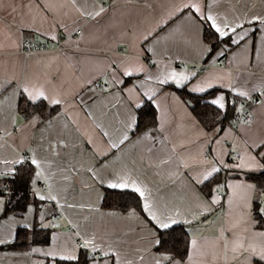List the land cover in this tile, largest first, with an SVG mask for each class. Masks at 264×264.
I'll list each match as a JSON object with an SVG mask.
<instances>
[{
  "label": "crops",
  "instance_id": "crops-1",
  "mask_svg": "<svg viewBox=\"0 0 264 264\" xmlns=\"http://www.w3.org/2000/svg\"><path fill=\"white\" fill-rule=\"evenodd\" d=\"M188 3H199L221 26L242 24L236 33L230 32L232 38L248 34L239 44L221 41L208 53L211 45L203 38L208 22H197L194 10L184 8ZM254 16L264 17V0H0V161L35 154L50 163L51 168H45L47 182L41 179L34 187L44 195L51 192L59 202L29 204L33 211L21 215L0 213V239L8 241L0 244V264H55L62 255H78L77 240L92 237L120 259L154 264L146 213L100 206L109 173L130 174L150 190L158 212L178 211L177 219L191 220L187 225L190 239L209 245L216 241L240 209L236 203L229 208L228 188L220 193V204L210 206L216 186L206 196L199 188L203 183L190 178H202L213 161L235 164L236 157L248 151V144L264 138V96L258 105H248L250 121L206 129L170 88L179 86L171 80L162 85L158 80L171 71L184 73L189 76L185 82L189 91L197 86L205 91L219 88L210 101L223 95L226 106L233 104L235 112L239 111V99L264 89V25L246 22ZM53 37L62 42L63 49L28 54L20 50L24 38ZM200 63L207 66L200 69ZM136 68L142 71L137 73ZM125 69L133 71L127 83ZM25 83L43 85L50 95L64 101L56 106L50 121L36 122L32 114L19 112L18 89ZM133 87L136 91L129 97L127 89ZM239 91L248 96L237 95ZM145 92L156 94V126L129 134L118 149H110V143H118L126 131L130 103L137 96L146 100ZM233 151L239 155L231 156ZM216 166L222 168L224 178L219 185L253 184L246 178L250 172ZM7 170L0 163V171ZM55 208L59 214L54 218ZM26 223L31 227L47 224L43 228L51 229L49 243L21 250L1 248ZM140 255H144L142 262ZM229 264L238 262L229 258Z\"/></svg>",
  "mask_w": 264,
  "mask_h": 264
},
{
  "label": "snow or ice",
  "instance_id": "snow-or-ice-1",
  "mask_svg": "<svg viewBox=\"0 0 264 264\" xmlns=\"http://www.w3.org/2000/svg\"><path fill=\"white\" fill-rule=\"evenodd\" d=\"M184 8L194 10V19L199 21L208 22L209 27L218 34L217 38L225 40L227 43L230 41L232 44H239L240 40L248 34L239 36V39H234L230 36L231 33H236L238 28H243L242 24H236L234 27H230L228 24L221 26L217 22V18L211 14H207L202 11L199 3H188L184 5ZM182 10V9H178ZM103 11V9H101ZM99 15V13H97ZM248 24L259 23L264 25V17L254 16L250 20L246 21ZM55 39V37H53ZM147 39V37H145ZM208 53H213V47H208ZM223 55V51L220 52ZM142 71V68H136L135 72ZM133 75L132 70L125 69L123 76L130 77ZM189 79V76L171 71L167 73L163 78L158 80L160 84H167L171 80L177 86H184L185 82ZM124 84V81H120ZM91 84V82H89ZM108 84V81H105ZM15 87V86H14ZM207 87H212L209 82ZM107 90V89H106ZM19 96L25 105L34 107L35 111L32 114L33 121L43 122V120H51V117H43V112L46 107H54L61 105L62 101L59 97L50 95L43 85L37 86L36 84L25 83L19 86ZM123 91V89H121ZM129 97L136 91L135 87L127 89ZM193 92H204L205 87L197 86L192 88ZM155 92L151 94L145 92L143 94L146 97L147 102L152 105H156L154 99ZM237 95L247 97L248 93L244 91L237 92ZM212 105L217 106L219 109H224L226 106L225 97L223 95L215 98L211 101ZM145 105V100L139 96L135 101L130 103V111L128 113L127 123L125 125L126 131L123 133L122 138L118 143H110V149H118L120 145L124 144L125 141L129 140V134H135L136 129L139 126L137 116L132 110H137ZM243 106H241V110ZM43 117V119H42ZM162 128V125H161ZM105 136L108 134L105 132ZM90 142V141H89ZM248 151L244 155L236 157L237 162L232 165L224 164L222 160L213 161L210 167L205 169L202 173V178L191 177L196 183H204L210 181L214 174L220 173L222 168L217 167V163L223 167H232L239 169L245 173L259 171L264 174V138L253 141L248 144ZM106 155V153H105ZM0 163L8 166L7 171H0V213L7 212V205L12 202V199L16 196L18 188L10 187L9 185H15L19 180H23L24 176L28 177V187L32 192V195L38 197L40 201H57L56 195L49 192L48 195L41 194L39 189L34 186L43 179L47 182L48 177L45 175V168H51V164L45 160H41L33 154L31 157L20 156L14 160L0 161ZM95 177V172L89 169ZM23 174V175H21ZM107 181V187L110 189L126 190L130 189L133 193L138 194L142 201V211L146 213L145 220L151 225L150 232L153 235L151 240V249L155 257L154 264H219L222 259L223 264H229V258L232 261L238 262V264H264V230H254L255 224L259 220H264V192H257L256 185L245 182H237L235 184L217 185L214 191L217 193L216 196H212L210 200L211 205L220 204L219 194L223 192L225 188L231 190V194L227 197L229 208L231 209L233 203H236L239 207V214L234 218L229 228L222 229L220 236L210 245L207 243H198L197 239L192 238L186 243L185 252L177 258L171 250L168 249L167 245L171 242L173 232L175 231L174 226L177 224L189 225L192 223L189 219L179 220L177 216L180 213L177 211L175 214H165L158 212L152 200L150 199V190L145 186L133 179L130 174H112ZM100 183H104L103 177L98 178ZM51 187V185H49ZM139 203V202H138ZM209 206L208 210H211ZM255 206L256 217L258 218L255 222L251 218L253 207ZM72 207V205H69ZM27 212H32L33 208L31 205L26 206ZM131 215L135 216L136 212L133 211ZM40 220L43 222V215L40 216ZM43 227H47V224H43ZM30 224H24V228H30ZM8 241L0 239V244ZM83 249H90L91 255H85V264H109V260L112 264H136V262L127 259H120L119 254L115 251H104L96 242L95 238L84 239L81 245ZM38 251V250H36ZM48 255H53L48 253ZM201 259L198 261L197 257ZM61 260L66 261H79V257L74 254H67L60 256ZM139 261L144 260V255L138 257Z\"/></svg>",
  "mask_w": 264,
  "mask_h": 264
},
{
  "label": "trees",
  "instance_id": "trees-1",
  "mask_svg": "<svg viewBox=\"0 0 264 264\" xmlns=\"http://www.w3.org/2000/svg\"><path fill=\"white\" fill-rule=\"evenodd\" d=\"M217 36L218 34H216L208 24L204 26L203 38L205 41L210 43L213 50L221 41H225L227 39L225 38L224 40H221L218 39ZM131 80L132 77H127L124 81L127 83ZM170 88L174 89L183 101L189 105L191 112L204 128L209 129L216 124H219L220 127L232 124V116L235 113V105L227 103V106L224 109H219L217 106L211 104L210 99L218 91H220L219 88H212L202 93L189 91L186 84L182 87L171 86ZM56 109V106L46 107L43 112V116L49 117ZM18 110L25 116H30L35 111L34 107L25 105L21 98L19 99ZM136 116L139 121V126L136 129L135 134L139 133L146 127H154L157 124L156 109L154 105L147 102V99L145 100V105L136 110ZM134 135L131 134V136ZM246 178L256 185L258 193L264 192V174L259 171L250 172L246 174ZM223 179L224 178L221 173L214 174L210 181H205L199 188L206 196H211L214 186L219 185ZM27 181L28 177L24 176L22 181L18 179L15 185H9L10 187L18 188V192L12 199V202L7 205V212L1 213V216L8 213L21 215L25 212L26 206L29 204H34L36 206L41 204V201L32 195ZM100 206L103 209L116 210L120 212L134 209L143 214L141 200L138 194L133 193L130 189L119 190L104 187V195ZM252 217L254 221L258 219L256 217L255 206L252 210ZM255 228L264 230V220H259V222L255 224ZM174 229L175 231L173 232L172 237L169 238L166 236L165 239H170L171 242L167 245V247L177 256V258H179L186 250V243L190 240V234L187 229V225L185 224H177L174 226ZM50 233V228L39 227L37 223H34L31 228L27 229L24 227H18L16 229L14 240L8 244L2 245L1 248L21 250L27 249L32 245H46L49 243ZM86 254L87 249L80 248L77 255L79 257V261H66L57 258L55 259V264H85Z\"/></svg>",
  "mask_w": 264,
  "mask_h": 264
},
{
  "label": "built area",
  "instance_id": "built-area-1",
  "mask_svg": "<svg viewBox=\"0 0 264 264\" xmlns=\"http://www.w3.org/2000/svg\"><path fill=\"white\" fill-rule=\"evenodd\" d=\"M106 1V0H105ZM81 32L80 29H77L76 33L79 34ZM63 44L59 40L48 39V40H31L24 38L20 42V50L24 54L36 52V51H44L48 49H63ZM200 69H203L207 66L206 63L199 64ZM98 85V83H94ZM264 96V89L258 91L254 96L247 98V99H239L238 102L243 106V109L236 111L232 116V125L237 126L241 123L248 122L252 119V114L248 109V105H258L261 102V98ZM231 156H238L239 153L236 151L230 152ZM208 156V154L206 155ZM219 196L222 197L221 194ZM59 214L57 208H55V212L51 214L52 217H56ZM83 241L77 240V245L81 247ZM87 254L91 255L90 249H87Z\"/></svg>",
  "mask_w": 264,
  "mask_h": 264
}]
</instances>
